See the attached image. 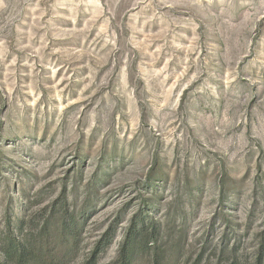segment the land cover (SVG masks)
Wrapping results in <instances>:
<instances>
[{
    "label": "rangeland",
    "instance_id": "1",
    "mask_svg": "<svg viewBox=\"0 0 264 264\" xmlns=\"http://www.w3.org/2000/svg\"><path fill=\"white\" fill-rule=\"evenodd\" d=\"M136 217L141 264L264 245V0H0V236L115 264Z\"/></svg>",
    "mask_w": 264,
    "mask_h": 264
},
{
    "label": "trees",
    "instance_id": "2",
    "mask_svg": "<svg viewBox=\"0 0 264 264\" xmlns=\"http://www.w3.org/2000/svg\"><path fill=\"white\" fill-rule=\"evenodd\" d=\"M58 202L56 203V205ZM142 214V213H141ZM19 225V224H18ZM147 220L145 217L133 218L128 227V233L123 244L118 249L117 261L115 264H141V258L148 248L147 236ZM11 223H6V231L0 236V264H8L13 262L15 264H54L61 262L71 252V248L66 247L68 242H72L76 236V225L71 224L70 231L66 232L65 237L63 233L57 236L58 244L55 245L52 254L49 250V244L43 242L42 237L26 238L22 244L14 239V235L10 230ZM15 229V228H14ZM23 229V228H21ZM20 228L16 229L21 231ZM113 229H109V233L113 234ZM112 236V235H111ZM64 240H66L64 242ZM111 237L105 243V248L110 244ZM52 255V256H51ZM50 256V257H49ZM95 258H90L85 264H96ZM165 261V262H164ZM149 264H173L171 261L159 257L155 250L149 258ZM251 264H264V245L260 244L254 253Z\"/></svg>",
    "mask_w": 264,
    "mask_h": 264
}]
</instances>
